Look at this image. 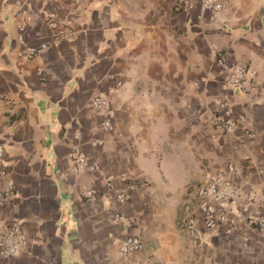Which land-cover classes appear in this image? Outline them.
I'll return each instance as SVG.
<instances>
[{
    "label": "crops",
    "instance_id": "1",
    "mask_svg": "<svg viewBox=\"0 0 264 264\" xmlns=\"http://www.w3.org/2000/svg\"><path fill=\"white\" fill-rule=\"evenodd\" d=\"M218 1L212 19L178 0H0V190L14 184L0 230L13 220L24 237L0 264H264L252 221L264 209V0ZM63 25L73 37L55 40ZM42 42L35 57L17 55ZM216 54L248 67L241 87L225 85ZM94 94L111 102L109 131L88 105ZM220 101L253 137L206 136L202 118ZM75 151L97 169L77 170ZM216 173L237 188L226 204L235 224L205 230L196 212L191 237L182 203ZM127 235L142 248L122 255Z\"/></svg>",
    "mask_w": 264,
    "mask_h": 264
},
{
    "label": "built area",
    "instance_id": "2",
    "mask_svg": "<svg viewBox=\"0 0 264 264\" xmlns=\"http://www.w3.org/2000/svg\"><path fill=\"white\" fill-rule=\"evenodd\" d=\"M198 3L200 12H208L212 19H215L221 10V4L218 0H178L177 5L181 12L190 14ZM25 22L30 20V16L26 15ZM52 28H57L59 23L54 19L48 20ZM63 30L55 32L53 38L59 40L61 38L71 39L73 33L65 25ZM18 30H24V24L17 26ZM48 43L42 42L37 46H27L18 51L19 57L33 58L37 53L48 47ZM216 62L223 66L226 70L225 85L227 87L242 86L250 73V70L244 64L238 62H229L224 54L215 55ZM120 83H118L119 85ZM88 105L101 114L100 128L103 131H109L113 124V109L109 99L100 94L91 95L88 99ZM246 116L242 112H236L225 101L219 102V109L204 115L202 118V128L206 136L210 139H216L222 136H228L237 130L242 131L246 136L253 137L254 133L245 124ZM97 143H100L97 141ZM4 147L0 144V176L8 174L7 164L4 162ZM72 161L77 170H87L93 172L97 166L90 159L79 152L71 154ZM229 171H233V166L228 167ZM125 178H122L124 180ZM111 186L110 180L107 182ZM134 187L129 185L127 190L119 189L115 193V199L122 204L128 199V192ZM95 191L88 189L85 191L87 198H94ZM193 197L184 200L181 206V227L191 237L197 238L200 229L196 223L195 214H200L202 226L205 230H213L220 226H232L235 219L230 216L226 204L233 201L238 196L237 188L232 184L231 180L216 173L209 182L203 185H197L192 189ZM14 198V184L8 181L0 190V209L10 205ZM115 218L122 221L125 217L116 214ZM255 228L264 234V209L253 218ZM24 243V237L21 232L19 223L10 220L6 226L0 230V257L8 258L15 255ZM142 248V241L137 235H127L119 242V252L122 255H128Z\"/></svg>",
    "mask_w": 264,
    "mask_h": 264
}]
</instances>
